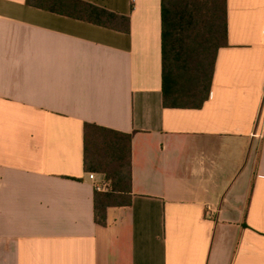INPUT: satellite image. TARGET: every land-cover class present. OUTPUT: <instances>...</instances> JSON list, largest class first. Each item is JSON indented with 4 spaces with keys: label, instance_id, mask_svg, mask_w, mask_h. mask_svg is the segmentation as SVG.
Returning a JSON list of instances; mask_svg holds the SVG:
<instances>
[{
    "label": "crops",
    "instance_id": "obj_1",
    "mask_svg": "<svg viewBox=\"0 0 264 264\" xmlns=\"http://www.w3.org/2000/svg\"><path fill=\"white\" fill-rule=\"evenodd\" d=\"M83 1L129 32L0 0V264H264V0H227L201 108L165 106L162 0ZM86 124L132 135L106 226Z\"/></svg>",
    "mask_w": 264,
    "mask_h": 264
},
{
    "label": "trees",
    "instance_id": "obj_2",
    "mask_svg": "<svg viewBox=\"0 0 264 264\" xmlns=\"http://www.w3.org/2000/svg\"><path fill=\"white\" fill-rule=\"evenodd\" d=\"M31 7L129 32L130 18L83 0H27ZM165 106L201 108L208 99L218 50L227 45V0H162ZM85 169L103 175L110 190L96 191L95 221L110 208L132 204V135L86 124Z\"/></svg>",
    "mask_w": 264,
    "mask_h": 264
},
{
    "label": "built area",
    "instance_id": "obj_3",
    "mask_svg": "<svg viewBox=\"0 0 264 264\" xmlns=\"http://www.w3.org/2000/svg\"><path fill=\"white\" fill-rule=\"evenodd\" d=\"M263 101H264V94H263ZM89 178H90L91 181H95L96 180V175L91 173V174H89ZM96 189H97V191H101V190H103V187H102V185L100 183H97L96 184Z\"/></svg>",
    "mask_w": 264,
    "mask_h": 264
},
{
    "label": "rangeland",
    "instance_id": "obj_4",
    "mask_svg": "<svg viewBox=\"0 0 264 264\" xmlns=\"http://www.w3.org/2000/svg\"><path fill=\"white\" fill-rule=\"evenodd\" d=\"M103 187V190L108 191L110 190L109 183L106 182L105 177L103 176L102 182L100 183Z\"/></svg>",
    "mask_w": 264,
    "mask_h": 264
}]
</instances>
